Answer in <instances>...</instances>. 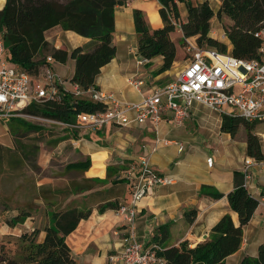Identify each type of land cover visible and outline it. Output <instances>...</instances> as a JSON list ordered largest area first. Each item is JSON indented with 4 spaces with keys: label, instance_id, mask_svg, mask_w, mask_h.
Masks as SVG:
<instances>
[{
    "label": "crops",
    "instance_id": "obj_1",
    "mask_svg": "<svg viewBox=\"0 0 264 264\" xmlns=\"http://www.w3.org/2000/svg\"><path fill=\"white\" fill-rule=\"evenodd\" d=\"M136 9L145 13L152 29L163 27L158 0H129L125 5L118 6L113 37L117 53L101 68L95 82L97 88L112 92L124 101H138L152 88L170 83L187 63L178 55L179 41L183 37L180 28L171 33L177 45V57L170 69L159 71L163 64L162 56L148 61L139 55V34L134 20ZM150 12L156 14L155 20ZM182 17L186 18L183 12ZM228 20L231 24V19ZM211 25L212 37L226 43L231 50L232 45L224 27L213 28L212 21ZM46 39L52 47L69 52L78 46L91 45L90 38L64 30L61 26L48 30ZM196 40V37H190L187 42L197 44ZM75 64V60L69 58L66 63L55 60L51 65L62 77L71 80ZM67 87L71 88L69 85ZM38 117L42 120L40 126L43 133L38 134V138L35 135L19 137V133L25 132L20 122L24 118H0V147L8 155L19 157L22 164L26 155L30 156L28 151L34 153L38 158L36 166L52 174L42 176L35 183L38 195L34 197L20 195L23 192L22 182L0 185V192H5V202L12 204V201L19 199L15 205L19 204L30 211L23 222L25 232L40 229L38 237L41 241L45 237L43 228L47 224L46 216L49 222L52 210L70 202L88 206L92 209L91 215L79 222L67 236V242L77 264H109V256L122 246L127 227L118 209L109 208L101 213L99 206L109 201H117L119 205L130 201L132 188L123 176L132 163L145 156L156 173L170 177L172 182L157 185L140 201L136 218L140 241L149 245L154 242L153 237L158 229L165 226L168 236L161 244L163 248L184 241L193 247L204 242L212 228L227 213L238 226L239 216L232 209L228 195L234 189V174L240 171L245 175L249 192L259 200V205L249 223L243 226L241 247L227 258L226 264H239L245 256L258 255L260 245L264 244V160L248 155L247 131L243 125V131H240V127L235 136L223 131V115L202 104H195L190 116L179 125L167 112L158 130L150 121L130 126L109 124L101 129L62 128L48 117ZM258 124L256 122L254 132L260 138L264 153V140L260 137L264 128ZM158 137L171 142L158 143ZM18 139L29 143L26 150L16 145ZM177 143L184 144L182 151ZM55 156L70 159L66 168L68 164L87 159L90 165L86 169L68 168L75 176L70 183L67 173L56 172L52 161ZM209 157L213 158L212 165L207 163ZM0 168L11 169L10 174H14L19 165L2 154ZM74 186L87 187L75 192ZM204 186L220 192L222 196L202 194ZM193 210L196 214L191 220ZM18 224L14 227L17 228ZM11 226L7 224L4 231L11 232Z\"/></svg>",
    "mask_w": 264,
    "mask_h": 264
},
{
    "label": "trees",
    "instance_id": "obj_2",
    "mask_svg": "<svg viewBox=\"0 0 264 264\" xmlns=\"http://www.w3.org/2000/svg\"><path fill=\"white\" fill-rule=\"evenodd\" d=\"M129 0H6L0 9V32L3 34L8 59L36 75L42 66L48 63V57L66 63L69 58L75 60V72L71 81L87 90L95 86L96 77L101 68L109 63L117 53L114 43L115 10ZM163 27L152 29L142 10L134 11L136 31L139 34L138 53L151 61L157 56L163 57L159 71L170 69L177 57V45L171 33L180 28L181 41L197 37L199 47L217 49L222 53L230 52L243 59L259 57L261 38L256 33L264 29V0H223L216 13L209 0H158ZM179 3L185 4L186 18L182 17ZM151 13V12H150ZM217 15L229 17L232 23L225 26L226 35L232 48L211 35V21ZM153 20L156 14L151 13ZM55 26L74 31L91 39L90 47L78 46L71 52L52 47L46 39V32ZM180 55V51H179ZM103 105L88 99H75L69 91L64 92L60 100H49L30 104L26 111L65 123H75L78 114L95 112ZM247 131L248 155L264 160L260 138L253 132L256 122H250L240 116L223 115L222 130L235 136L241 126ZM90 160L67 165V168L86 169ZM97 181V180H95ZM87 186L76 187L73 191H83ZM91 187V186H90ZM70 193V192H68ZM202 194L220 197L222 194L204 186ZM229 202L238 213L240 224L237 226L227 213L212 228L210 236L202 243L190 246L186 241L176 246L164 247L160 254L165 264H226L227 258L235 253L243 242V226L251 220L259 205V200L248 190L245 175L236 171L234 189L229 193ZM120 207L117 201H109L99 206L102 213L106 209ZM15 216L11 225L23 223L30 215L28 209ZM92 213L88 206H79L72 202L54 209L45 225V237L39 240L40 229L24 232L19 237L21 251L9 255L2 244L0 264H77L67 236L73 232L82 219ZM196 211L193 210V220ZM168 236L165 226L160 227L153 239L163 244ZM239 264H264V244L259 247L258 255L245 256Z\"/></svg>",
    "mask_w": 264,
    "mask_h": 264
},
{
    "label": "built area",
    "instance_id": "obj_3",
    "mask_svg": "<svg viewBox=\"0 0 264 264\" xmlns=\"http://www.w3.org/2000/svg\"><path fill=\"white\" fill-rule=\"evenodd\" d=\"M262 42L259 57L243 59L230 52L199 47L188 41L192 51L185 67L176 78L164 86H157L138 101H124L114 93L91 87L81 88L62 77L54 68L51 56L38 74L33 75L11 62L6 54L3 34L0 32V118H39L26 111L32 103L60 100L69 91L74 98L88 99L103 105L95 112L78 114L76 122L69 124L52 119L62 128L101 129L109 124L130 126L152 122L158 130L164 115L170 112L176 124L190 116L195 104L205 105L222 115L240 116L250 122L264 121V29L256 33ZM67 85L71 86L68 88ZM49 119V118H48ZM260 137L264 140V133ZM158 143L170 140L157 138ZM179 150L184 144L177 143ZM209 165L213 158L207 159ZM249 164V160H247ZM132 188L129 202L121 204L118 213L126 222L127 230L121 248L109 256V264H165L160 254L163 247L151 242L144 244L137 237V212L140 201L157 185L172 182L166 175L156 173L147 157L132 163L125 172Z\"/></svg>",
    "mask_w": 264,
    "mask_h": 264
},
{
    "label": "rangeland",
    "instance_id": "obj_4",
    "mask_svg": "<svg viewBox=\"0 0 264 264\" xmlns=\"http://www.w3.org/2000/svg\"><path fill=\"white\" fill-rule=\"evenodd\" d=\"M5 1L6 0H0V8L2 6H4L3 4H5ZM198 1L199 0H194V2H198ZM222 1L223 0H209L211 6L213 7V9L216 13L220 9V7L222 5ZM179 6H180L181 10L183 9L182 12L187 16V10H186L185 4L179 3ZM228 19H229V17H227L226 15H223L221 19L218 18L217 15H215L212 18L213 28H220L221 29V27H225V26L230 25V23L228 22L229 21ZM194 37H196V36H194ZM196 39H197V37H196ZM178 46L180 47V58H181V60L183 62L188 61V59L192 55V51H189V49H188L187 40L186 41L180 40ZM178 55H179V52H178ZM20 122H22L21 126H23L25 132L19 133V137L20 136H27V135H35L36 138H38L39 137V136H37L38 134H43L41 132L42 126H40V122H42V120H39V118L21 119ZM258 125H259V127L261 126L262 128H264V121L259 122ZM254 130H255V128H254ZM254 130H253V132H254ZM240 131H243L242 126H241ZM16 145H18L20 148H22V149L24 148L26 150V148L29 146V143H25V142H23V140L18 139V140H16ZM23 152L24 151H22V153ZM2 154L5 156H9V160L11 162H15L16 164H18L19 168H17V170H16V172H14V174H10L11 169H3V168L1 169L0 168V171H1L0 174L4 173L2 175V177H0V185L3 183V185L9 186L10 184H12V182H14V183L22 182L23 192H21L20 195L30 196V197H34V196L38 195V193L35 190V183L38 182V180L40 178H42V176H44V175H50L51 176L52 175L51 172L42 171V169L40 167L36 166L37 165L36 162H37L38 158L36 157V155H34V153H31L29 151H28V154H30V156L26 155L25 162H23V164H22L21 159H19V157H16L14 155H8V153L2 147H0V155H2ZM52 161L55 163L54 166H56V169H55L56 172L58 174H61L63 172H64V174L67 173L68 178H70V183H72L74 180L73 178L75 176H74V174L70 173L71 171H69L68 168H66V164L68 161H70V159L55 156L52 159ZM54 168L52 170H54ZM63 169H65V171H63ZM11 173H13V172H11ZM71 178L73 179L72 181H71ZM4 193L5 192H0V247L3 244L5 246V250L7 251V253L9 255L13 256V255L18 254L21 251V242L19 241V237L21 236V234H23L25 232V228H24V223H19L16 226L17 228H15L14 226H11V222H12L11 220L15 216L22 213L24 211L23 209H25V208L21 207V205H19V204L15 205L18 203L19 199H18V201H12L13 203L10 201L12 204H10L9 202H5V199L3 198ZM46 221H47L46 223H48V216H46ZM7 224L12 227L11 232L4 231V229L7 228ZM42 227H43V225H42Z\"/></svg>",
    "mask_w": 264,
    "mask_h": 264
},
{
    "label": "water",
    "instance_id": "obj_5",
    "mask_svg": "<svg viewBox=\"0 0 264 264\" xmlns=\"http://www.w3.org/2000/svg\"><path fill=\"white\" fill-rule=\"evenodd\" d=\"M2 8H3V7H2ZM2 8H1V9H2Z\"/></svg>",
    "mask_w": 264,
    "mask_h": 264
}]
</instances>
